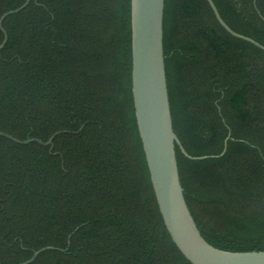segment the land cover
<instances>
[{"label": "trees", "instance_id": "obj_1", "mask_svg": "<svg viewBox=\"0 0 264 264\" xmlns=\"http://www.w3.org/2000/svg\"><path fill=\"white\" fill-rule=\"evenodd\" d=\"M264 45V0H213ZM26 0H0V18ZM0 51V264H191L166 229L132 92L131 0H30ZM5 38L0 28V44ZM185 198L203 237L264 250V49L208 0H165ZM230 136L224 152L225 141ZM224 152V153H223Z\"/></svg>", "mask_w": 264, "mask_h": 264}, {"label": "water", "instance_id": "obj_2", "mask_svg": "<svg viewBox=\"0 0 264 264\" xmlns=\"http://www.w3.org/2000/svg\"><path fill=\"white\" fill-rule=\"evenodd\" d=\"M30 0L19 8L10 10L0 18V28L5 34L0 51L8 41L3 26L7 16L24 9ZM222 26L236 37L254 43L256 40L235 32L224 21L213 0H208ZM165 0H131L132 29V92L137 126L142 141L151 183L161 216L173 242L191 264H264V250L232 251L220 249L209 243L201 234L185 198L181 183L176 144L191 159L215 156H192L183 147L174 131L168 90L164 53ZM18 144L38 142L53 146L38 138L19 139L0 132ZM230 136L225 141L224 152ZM223 152V153H224ZM1 153V146H0ZM47 246L34 252L21 264L32 263Z\"/></svg>", "mask_w": 264, "mask_h": 264}]
</instances>
